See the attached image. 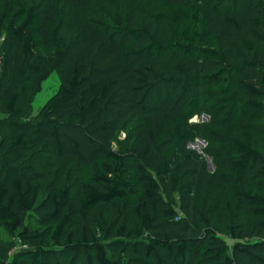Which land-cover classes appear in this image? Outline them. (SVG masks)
Instances as JSON below:
<instances>
[{
    "label": "trees",
    "instance_id": "obj_1",
    "mask_svg": "<svg viewBox=\"0 0 264 264\" xmlns=\"http://www.w3.org/2000/svg\"><path fill=\"white\" fill-rule=\"evenodd\" d=\"M1 32L11 115L28 112L10 84L18 51L37 74L28 104L60 66L33 128L75 162L77 190L51 186L33 221L42 173L0 174V264H264V0H0ZM201 111L220 127L189 122ZM244 116L262 129L238 131ZM195 136L215 168L223 155L229 199H198L208 167L187 147ZM25 143L17 130L7 149ZM99 204L134 221L75 236Z\"/></svg>",
    "mask_w": 264,
    "mask_h": 264
},
{
    "label": "rangeland",
    "instance_id": "obj_2",
    "mask_svg": "<svg viewBox=\"0 0 264 264\" xmlns=\"http://www.w3.org/2000/svg\"><path fill=\"white\" fill-rule=\"evenodd\" d=\"M10 40L5 32L0 33V174L5 170L12 169L15 172H25V166H31L34 170H38L43 175L41 189L37 196L35 207L29 212V218L34 221L40 216L41 203L45 201L51 186L62 185L64 181H68L73 185L76 191V173L75 162L69 159H58L49 155V151L46 147L44 140L40 139L34 131L33 123L34 117L45 103V101L57 90L59 86L60 66H56L41 83V89L35 94L32 102L28 104L29 96L35 86V80L37 74L31 69V65H34L32 59L22 51H18L11 77V85L19 92L18 103L28 108V112L21 118L11 115L5 107L6 93L4 91L5 80L8 77L6 69L5 57L6 49L9 47ZM42 70L46 66L41 65ZM28 104V105H27ZM196 116V117H195ZM192 123L201 130H207L208 128L220 127L216 122V117L205 111H201L194 115L191 119ZM259 127L262 129V124L251 116H244L240 121V128L244 127ZM23 130L26 143L23 147L8 151L7 142L8 139L17 131ZM196 134H201L196 132ZM203 134V133H202ZM124 133H119V138H123ZM227 140V139H225ZM224 142V141H223ZM225 145V144H224ZM216 162V168L208 169L207 174L204 175L202 184L197 192L198 199H209L208 204L211 203L212 196L216 195L220 201L229 199L228 187L229 184L225 182L219 172L225 170V160L222 154L214 157ZM220 210L223 208L219 207ZM240 219L246 224L250 225L251 216L244 212L242 209L238 211ZM220 211L215 214L218 217ZM233 214V211H227L226 215L229 217ZM219 217H223L221 213ZM217 219V218H216ZM30 220V221H31ZM134 218L126 209L110 210L107 206L99 204L95 206L87 215L86 219L79 221L74 227V235H78L85 229H99L101 222L106 224H119L121 222L132 223ZM219 224V234L223 238H226L230 243V239L227 237L224 227L221 225L222 221L217 219ZM1 237L7 239V235L2 232ZM3 245H0L2 248ZM17 248V245L13 246V249ZM68 261H64L63 264H67ZM58 264V263H56ZM84 264V262H79Z\"/></svg>",
    "mask_w": 264,
    "mask_h": 264
},
{
    "label": "built area",
    "instance_id": "obj_3",
    "mask_svg": "<svg viewBox=\"0 0 264 264\" xmlns=\"http://www.w3.org/2000/svg\"><path fill=\"white\" fill-rule=\"evenodd\" d=\"M193 117L194 115L189 119V122L191 121V119H193ZM206 146H207V141L199 136H195L192 140H189L187 142V147L195 150L201 157H203L207 162L208 169H212L214 168V165L212 163L211 157L205 152ZM22 247H24V245L21 244L19 239H17V248H22Z\"/></svg>",
    "mask_w": 264,
    "mask_h": 264
}]
</instances>
